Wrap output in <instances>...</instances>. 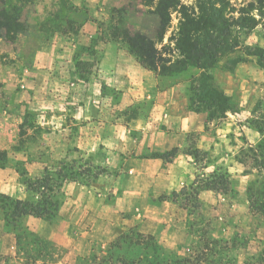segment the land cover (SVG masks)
Instances as JSON below:
<instances>
[{
  "label": "rangeland",
  "instance_id": "obj_1",
  "mask_svg": "<svg viewBox=\"0 0 264 264\" xmlns=\"http://www.w3.org/2000/svg\"><path fill=\"white\" fill-rule=\"evenodd\" d=\"M7 1L13 6L11 13L19 17L27 31L11 36L0 30V119L8 124H3L7 131L3 132L6 136L2 138L5 148L0 149V170L15 171L19 182L28 189L26 181L34 182L42 178L45 171L49 172L60 185L55 195L60 205L56 216L47 221L50 223H56L59 212L69 203L66 188L69 183L80 187L82 193L75 204L68 206L70 211L75 210L74 220L79 222L75 228L71 225V237L64 245L40 237L25 227L21 219L7 225L0 208L4 224L0 256L6 259V264H97L108 256L145 260L153 256L150 245H158L159 259L170 263L175 259L201 255L206 262L213 264H242L264 256V62L261 65L256 56L244 54L246 46H257L264 51V15L251 10V15L257 20L256 26L253 29L234 28L233 37L238 46L223 53L216 66L208 71L213 88L230 97L231 110L226 111L222 118H209L206 112L197 113L203 117V128L189 133L186 146L181 150L191 160L193 179L178 191L157 198L146 197L147 201L142 204L147 207L168 204L166 210L164 208L167 222H163V231L169 243L181 242L166 245L168 241L163 243L156 235L141 232L136 225L116 229L111 238L102 236L108 225L115 226L116 220L113 216L108 224L103 218L104 222L100 224L96 222L99 218L93 217V210L115 206L123 197L124 188L111 185L105 190L100 188L96 179L105 175L114 179L126 174L122 159L117 163L119 167L113 169L106 164L111 163V155L103 147L96 156L93 152L92 156L80 155L75 159L58 158L50 148H45L46 145L57 144L60 132L68 138L84 126V123H75L71 116L77 105L72 98L84 92V83L91 82L97 87L95 105L102 114L98 120L105 117L110 123L125 129L132 118L151 112L152 98L127 105L120 91L103 84L96 71L101 51L96 46L113 42L118 49L129 53L120 39L121 34L113 38L114 29L141 32L156 40L157 18L137 0ZM195 1L180 0V3L195 8ZM226 1L234 18L239 16L240 9H249L251 3L258 7L256 0ZM3 7L0 0V10ZM179 18V13L171 14L169 27L163 41L157 45L158 49L169 44L168 38L176 31ZM85 23H88L86 31L89 32L91 25L95 35L85 42L87 45L77 44L72 61L75 75H72L71 82L68 76L64 82L58 81L59 71L54 69L50 75L43 69L38 74L31 73L35 57L45 47L51 43L69 47L67 44L73 42ZM62 39L67 44H62ZM163 53L175 55L168 50ZM237 58L243 61L234 65ZM185 72L179 81L185 84L183 94L187 109L193 112L189 109V88L193 86L192 77L199 71L188 68ZM33 83L36 90L31 88ZM74 83L82 86H73ZM32 90L37 91L35 95L39 98L49 96V106L37 108L34 112L27 110L25 99L28 100ZM19 98L23 102H14ZM60 116H64V120H58ZM202 134L203 145L209 146L207 151L198 146ZM18 156H28L31 163L44 162L42 174L29 177L27 159L19 160ZM60 169L67 178L74 176L77 181L60 182L54 175ZM101 169L104 173L93 180L92 175ZM206 186L210 189H205ZM122 216L125 220L132 219L127 211ZM6 235L14 238L12 245H7L4 240Z\"/></svg>",
  "mask_w": 264,
  "mask_h": 264
},
{
  "label": "crops",
  "instance_id": "obj_2",
  "mask_svg": "<svg viewBox=\"0 0 264 264\" xmlns=\"http://www.w3.org/2000/svg\"><path fill=\"white\" fill-rule=\"evenodd\" d=\"M87 27L88 23H85L79 33L74 36L71 44H67L62 39V44L65 43L69 47L59 45V43H51L45 47L35 57V65L30 70L31 73L38 74L39 70L43 69V72L50 75L54 69L59 71L58 81L64 82L65 76H68L71 82L72 75H75V67L72 61L77 44L87 45L85 42L90 41L95 35L92 26L90 25L89 32L86 31ZM76 40L77 42L74 43ZM96 48L101 49L96 71L103 84L120 91L123 102L127 105L152 98L151 112L132 118L128 123V128L125 127V129H120L119 126L110 123L105 117L98 120L102 114L101 109L95 105L97 87L91 82L84 83V92L76 98H72L73 102H77V105L71 114L75 123H84V126L79 127L68 138L65 137V133L63 137L62 132H60L57 144L46 145L45 148H50L51 152L56 154L58 158L64 156L75 159L79 158L80 155L81 157L92 156L93 152L96 156L97 152L101 151L99 150L100 147H103L111 155V163L106 164H109L108 167L113 169L119 167L117 163L122 159V168L127 171L126 174L114 179H110L108 175L99 176L96 179V183L103 189L111 185H114L115 188H124L123 197L117 200L115 206L100 211L93 210V217L99 218L96 222L100 224L104 222L103 218H106L108 224H110L109 219L113 216L116 220L115 226L108 225L102 236L111 238L115 235L116 229L136 225L141 232L154 234L163 243L168 241L166 245H175L181 241L169 243L167 234L163 231V222H167V215L164 211L168 204L163 203L160 206L152 207L142 204L147 201L146 197L157 198L163 194L178 191L193 179L194 168L191 160L181 150L186 146L187 135L203 128V117L187 109V101L183 94L185 84L179 81L182 80L184 72L174 77L158 76L141 67L134 56L118 49L113 42L97 45ZM48 81L49 78L47 83ZM76 85L78 84H73V86ZM31 88L36 90L34 83ZM33 90L30 92L28 100L25 99L27 110L34 112L37 108L43 109V107L49 106V96L39 98L35 95L37 91ZM14 102L20 104L19 102L23 101L19 98ZM60 117L58 120H64V116ZM3 124L7 123H3L1 118V150L5 148L2 138L4 135L6 136V133L3 132L7 131ZM200 141L199 148L207 151L209 146L205 147L202 143L204 142V134L201 135ZM175 148L177 154L171 162H163V160L152 156L155 153H165ZM26 154L28 155V153ZM121 155H124V158ZM18 159H27L26 172L29 177L35 178L42 174L44 162H28V156L25 158L18 156ZM66 188L69 203L59 212L60 216L56 223H50L33 216L21 218L25 227L40 237L59 245H64L70 239L71 225L73 224L75 228L79 222L74 220L76 217L75 210L70 211L68 206L77 202L82 189L74 183H69ZM0 192L19 200L32 202L37 200V195L21 184L18 174L12 170H5L4 172L0 170ZM126 211L131 214V220L123 218L122 214ZM3 226L0 213V245H3ZM173 233H175L174 230ZM181 239L185 241L184 237H180ZM4 240L7 241V245L14 243L12 235H6Z\"/></svg>",
  "mask_w": 264,
  "mask_h": 264
},
{
  "label": "trees",
  "instance_id": "obj_3",
  "mask_svg": "<svg viewBox=\"0 0 264 264\" xmlns=\"http://www.w3.org/2000/svg\"><path fill=\"white\" fill-rule=\"evenodd\" d=\"M137 1L149 8V12L157 18L156 40L141 32L131 33L128 29L118 30L116 28L112 33L113 38L116 39L121 34L120 39L126 44L128 52L135 57L139 65L158 76H177L188 68L197 69L199 73L192 77L193 86L189 88L191 92L189 109L196 113L206 112L209 118L224 117L225 112L231 110V99L213 88L208 71L216 66L224 55L223 53L231 52L238 46V41L233 37L234 28L253 29L256 26L257 20L251 15V10H256L260 16L264 15V0H256L257 8L251 3L249 9H240L237 18L232 16L233 11L229 9L226 0H196L195 8L181 5L180 0ZM1 2L4 7L0 10V30H5L11 36L25 33L26 26L18 16L11 13L13 6L10 2L7 0H1ZM173 12L180 14L176 31L168 38L169 44L158 49L157 45L163 41ZM171 44L172 47H170ZM167 50L174 52L175 55L163 53ZM244 54L256 56L257 62L263 65L264 51L260 47L246 46ZM242 61L237 58L233 64L236 65ZM176 154L177 149L175 148L165 153H155L152 156L163 162H171ZM102 173L104 170L101 169L92 175V179H96ZM54 175L60 182L77 181L74 176L67 178L61 169ZM25 183L33 193L39 195V199L35 202L10 199L0 193V208L3 210L5 223L7 225L15 223L24 216L51 221L56 216L60 205L59 200L55 199L60 185L56 184L48 171H45L42 178ZM40 188L42 192H39ZM204 188L210 189L208 186ZM112 246L119 247V245ZM150 247L153 254L150 259L135 261L108 256L97 264H213L206 262L201 255L195 258L175 259L170 263L159 259L160 247L158 245H150ZM0 264H6V259L1 256ZM242 264H264V256Z\"/></svg>",
  "mask_w": 264,
  "mask_h": 264
}]
</instances>
